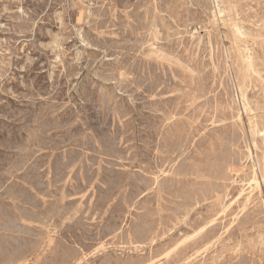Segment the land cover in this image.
Instances as JSON below:
<instances>
[{
  "label": "rangeland",
  "instance_id": "374dc122",
  "mask_svg": "<svg viewBox=\"0 0 264 264\" xmlns=\"http://www.w3.org/2000/svg\"><path fill=\"white\" fill-rule=\"evenodd\" d=\"M0 264H264V0H0Z\"/></svg>",
  "mask_w": 264,
  "mask_h": 264
},
{
  "label": "bare ground",
  "instance_id": "6f19581e",
  "mask_svg": "<svg viewBox=\"0 0 264 264\" xmlns=\"http://www.w3.org/2000/svg\"><path fill=\"white\" fill-rule=\"evenodd\" d=\"M145 2V1H144ZM213 16V15H212ZM242 33V32H241ZM63 52V51H62ZM62 54V53H61ZM60 55V54H59ZM78 57V56H77ZM250 64V66H251V62H249ZM250 141V140H249ZM259 173V172H258ZM253 182H255L256 183V186H257V188L260 186L259 185V182H258V180H257V178L256 177H254L253 178ZM261 182V181H260ZM238 195V194H237ZM250 198H251V194H249L248 196H247V200H250ZM253 198V197H252ZM240 202V201H239ZM248 203V202H247ZM231 205V204H230ZM247 205V204H246ZM245 206V205H244ZM224 207V206H223ZM244 209V208H243ZM231 210V209H230ZM224 212V211H223ZM212 221V220H211ZM205 228H202L201 229V231H203ZM247 238V237H246ZM256 245V244H255ZM221 247V246H220ZM196 253V252H195ZM215 255V254H214ZM222 257V256H221ZM222 259V258H221ZM86 263V262H85Z\"/></svg>",
  "mask_w": 264,
  "mask_h": 264
}]
</instances>
